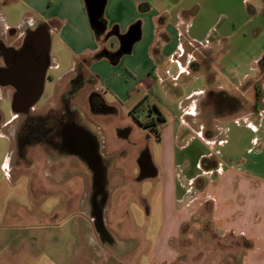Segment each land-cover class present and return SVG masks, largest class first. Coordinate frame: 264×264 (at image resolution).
<instances>
[{
    "label": "crops",
    "instance_id": "1",
    "mask_svg": "<svg viewBox=\"0 0 264 264\" xmlns=\"http://www.w3.org/2000/svg\"><path fill=\"white\" fill-rule=\"evenodd\" d=\"M177 1L106 0L103 15L106 31L98 39L85 0H0V44L13 50L31 34L35 38V58L42 54V58L48 59L45 85L52 78L49 70L60 68L62 61L66 70L56 77V86L60 87L58 99L75 88H81L79 95L89 89V99L92 93L99 94L107 109L102 113L94 110L88 99L91 114L117 115L119 108L131 113L147 98L165 117L164 126L170 127L172 138L162 140V144L167 143L162 152L163 163L170 168L169 176L162 179L161 226L153 243L139 240L137 245L148 246L144 248L149 252L132 257V264H264V84L256 112L255 96L250 109L245 106L231 112L224 107L217 115L219 110L214 101L204 103L208 92L234 95L212 86L199 93L197 99L177 98L174 116L164 112L155 95L161 97L168 85L192 75L201 64L207 69L212 67L208 62L211 52L208 39L214 24L201 34L200 29L207 23H203L201 2L186 6L182 0ZM250 2L242 0L244 8ZM3 5H19L25 10L20 14L13 9L10 15L17 22L9 24V14L2 11ZM255 8L264 17V3ZM135 26L140 29L139 41L130 54L122 52V56H117L122 51V38ZM224 35L229 37L226 32ZM55 44L65 52L60 60L51 56ZM259 64L264 71V59ZM260 78L264 80L263 72ZM0 87L9 90L12 101L14 87ZM86 126L102 145L97 130L87 123ZM183 135L188 137L186 144L181 145L183 152L195 144L194 135L201 140L197 144L200 153L194 170L188 157L177 162L174 155V140L178 144ZM100 144L92 155L94 159L80 156L88 167L104 163ZM149 164L156 175L157 170ZM91 217L84 225L89 227L90 245L88 240L81 241L80 255L74 261L69 259L67 264H86L82 246L87 251L91 248L96 264L98 260L100 264H118L107 249L112 241L99 235L93 226L94 215ZM190 229L196 231V236L188 232Z\"/></svg>",
    "mask_w": 264,
    "mask_h": 264
},
{
    "label": "rangeland",
    "instance_id": "2",
    "mask_svg": "<svg viewBox=\"0 0 264 264\" xmlns=\"http://www.w3.org/2000/svg\"><path fill=\"white\" fill-rule=\"evenodd\" d=\"M182 1L187 6L197 0ZM199 2L205 16L203 23L207 22L200 33L214 24L208 39L211 45L208 62L212 67L207 69L201 64V68L193 70L195 73L182 76L175 84L168 85L161 97L155 95V98L164 112L174 116L177 98L197 99L199 93L212 86L244 97L250 109L253 98L257 97L256 87L264 84L260 78L263 71L259 69V62L264 59V17L255 8L264 0H251L245 8L242 0ZM1 8L9 14V24L17 22L10 15L13 9H18L20 14L25 10L19 5ZM225 32L229 37H225ZM63 52L55 44L51 56L60 60ZM60 63V68L49 70V77L54 79H48L42 98L26 115L15 116L9 90L0 87V264H67L69 259L74 261L80 255L78 244L88 240L90 245L89 227L84 225L87 218H92L93 200L102 202L103 227L99 228L96 220L93 226L99 235L104 232L102 238L112 241L107 247L112 253L110 257L119 261L118 264H132V257L149 252L145 250L148 246L137 245L139 240L153 243L160 230L162 179L169 176L170 168L163 163L162 152L167 143L162 144V140L172 138L171 129L164 126L159 140L154 131L141 126L128 110L119 108L117 115L107 117L91 114L89 89L76 99H69L80 109L83 124L96 129L102 143L99 144L105 155V171L101 186L95 188L96 173L84 159L74 154L55 153L47 129L42 128L48 125L50 130H56L58 127L60 87L56 86V77L66 70V65ZM172 71L175 73V68ZM107 101L111 103V97L108 96ZM153 101L156 102L151 99ZM186 102L191 103L190 100ZM30 120H35V145L31 144L32 134L24 135L32 141L30 144L20 145L14 137L16 128L31 125L28 124ZM194 138L195 144L186 152L180 149L187 142L186 135L178 144L174 140L173 146L177 162L188 157L193 170L200 153L197 144L201 141L197 135ZM144 154L149 155L143 158L144 162L153 164L156 175H143L141 158ZM151 171L152 166L148 172ZM188 232L196 236L195 230ZM90 250L82 246L81 255L86 257V264H96Z\"/></svg>",
    "mask_w": 264,
    "mask_h": 264
},
{
    "label": "flooded vegetation",
    "instance_id": "3",
    "mask_svg": "<svg viewBox=\"0 0 264 264\" xmlns=\"http://www.w3.org/2000/svg\"><path fill=\"white\" fill-rule=\"evenodd\" d=\"M25 40L26 41L23 42V44L17 47H13V50H7L0 44V84L7 81L15 83V77L18 76L20 72L25 71L28 64H30L35 71V38H33L30 34L26 36ZM41 58L42 54L38 56V59L36 61H40ZM76 83L78 84L79 80L76 81ZM80 89V87L75 88L74 90H72L73 93L70 90L60 97V107L58 106L60 119L57 121V129L50 130L48 125L46 127L42 126V128L47 129L48 138L50 139L49 142H52L55 153L57 152L59 153V155L65 156H69L71 153H74L77 156L93 158L92 155L95 154L98 148V140L91 132L86 130L87 126L83 124L84 120L80 109L77 105L73 104V101L69 100L72 98L76 99L79 95ZM89 102L91 108L97 110L98 112L100 111L102 113L103 111L107 110L103 105L101 97L97 93L91 94ZM28 124L31 125H28L26 127L17 126L16 128L14 137L17 141H19L20 145H28L32 141L33 143L31 144L35 145V140L37 139L35 136V120H30ZM43 124L46 123L44 122ZM25 134H32V141H29L28 137H24ZM141 164L143 175L149 173L148 171L151 169V165L145 163L144 159L142 160ZM89 167L96 173L95 188L100 187V181H103V179H101V176L104 175L105 171L104 163H96V165H90ZM95 205L96 207H93L92 212L95 220H97L99 212L103 210V208H101L102 202H96ZM97 209L100 211H98ZM103 233L104 232H102V236H104Z\"/></svg>",
    "mask_w": 264,
    "mask_h": 264
},
{
    "label": "water",
    "instance_id": "4",
    "mask_svg": "<svg viewBox=\"0 0 264 264\" xmlns=\"http://www.w3.org/2000/svg\"><path fill=\"white\" fill-rule=\"evenodd\" d=\"M91 26L96 32L105 33L106 27L103 24V15L106 0H85ZM140 29L135 26L122 38L121 49L124 54H130L133 46L140 39ZM36 59V58H35ZM37 60V59H36ZM35 60V71L30 64L15 77L16 82L7 81L1 83L2 86L10 85L15 89L12 100V110L15 115H26L31 112L35 105L40 101L44 93L45 76L48 69V59L44 56L40 61ZM25 69V68H23ZM35 81V82H34ZM97 223L102 229V213L97 216Z\"/></svg>",
    "mask_w": 264,
    "mask_h": 264
},
{
    "label": "trees",
    "instance_id": "5",
    "mask_svg": "<svg viewBox=\"0 0 264 264\" xmlns=\"http://www.w3.org/2000/svg\"><path fill=\"white\" fill-rule=\"evenodd\" d=\"M103 21V19H102ZM104 26L105 25V21H103ZM97 34V38L100 39L102 34L99 32H96ZM122 51H119L116 55L117 56H122ZM264 73V71H263ZM256 100L257 103L254 105L253 110L256 112L258 111V108H260V106L258 107V103H260L259 101L262 98V88L257 86L256 87ZM72 92V91H71ZM73 93V92H72ZM214 101L215 105H216V109H217V115L219 114L220 111H222V109L225 108H230L231 112H236V111H240L243 110L246 106V100L243 97H236V96H232L229 94H225L223 92H216V91H209L208 94L205 96L204 99V103L207 104L208 102ZM131 114L134 116V118L137 120V122L143 126L146 129H151L152 131L155 132L156 137L161 140V135H162V128L164 127V125L166 124V119L165 117L160 113V111L158 110V108L155 105H152L149 103L148 99L145 98L144 100H142L132 111ZM145 118L142 120V118ZM208 136V135H207ZM149 155L148 154H144L142 155L141 161L143 160V158H147ZM150 158V157H149ZM148 158V159H149ZM155 171L152 168V171L149 172V174H154Z\"/></svg>",
    "mask_w": 264,
    "mask_h": 264
}]
</instances>
